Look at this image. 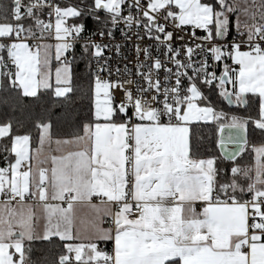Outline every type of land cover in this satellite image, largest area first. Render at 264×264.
I'll use <instances>...</instances> for the list:
<instances>
[{"label": "snow or ice", "instance_id": "6c2138e0", "mask_svg": "<svg viewBox=\"0 0 264 264\" xmlns=\"http://www.w3.org/2000/svg\"><path fill=\"white\" fill-rule=\"evenodd\" d=\"M38 244L264 264V0H0V264Z\"/></svg>", "mask_w": 264, "mask_h": 264}, {"label": "trees", "instance_id": "16d2710c", "mask_svg": "<svg viewBox=\"0 0 264 264\" xmlns=\"http://www.w3.org/2000/svg\"><path fill=\"white\" fill-rule=\"evenodd\" d=\"M82 67V66H81ZM205 136L210 134V129H204ZM250 160V157L248 158ZM58 247L38 244L34 251L33 259L37 264H54L58 257Z\"/></svg>", "mask_w": 264, "mask_h": 264}, {"label": "crops", "instance_id": "0c3cea01", "mask_svg": "<svg viewBox=\"0 0 264 264\" xmlns=\"http://www.w3.org/2000/svg\"><path fill=\"white\" fill-rule=\"evenodd\" d=\"M246 159H248V158H246Z\"/></svg>", "mask_w": 264, "mask_h": 264}]
</instances>
